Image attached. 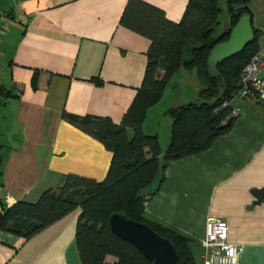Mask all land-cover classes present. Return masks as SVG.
<instances>
[{"label":"crops","instance_id":"crops-1","mask_svg":"<svg viewBox=\"0 0 264 264\" xmlns=\"http://www.w3.org/2000/svg\"><path fill=\"white\" fill-rule=\"evenodd\" d=\"M126 1L0 0V198L7 206L35 203L70 173L105 177L112 152L66 116L119 125L138 97L150 41L120 25ZM142 1L179 22L189 0ZM247 7L257 50L264 52V0ZM228 27L229 19L214 36ZM260 76L264 85V68ZM201 87L194 70L180 68L147 107L142 131L157 136L161 154L171 131L168 110L198 102ZM230 106L239 113L228 132L200 152L168 161L163 179L158 175L142 191V217L186 238L197 264L205 255V217L221 218L228 242L242 246L237 264H264V103L234 96ZM79 213L78 207L28 238L0 230V264H82Z\"/></svg>","mask_w":264,"mask_h":264},{"label":"trees","instance_id":"trees-1","mask_svg":"<svg viewBox=\"0 0 264 264\" xmlns=\"http://www.w3.org/2000/svg\"><path fill=\"white\" fill-rule=\"evenodd\" d=\"M225 1L229 27L218 36H214L222 12L218 0H189L179 22L168 20L161 9L142 0L126 1L120 25L150 41L138 97L119 125L109 126L106 120L95 116H66L112 152L105 177L97 180L70 173L60 188L43 191L35 203L18 200L7 206L0 198V230L28 238L79 207L75 239L82 264H151L134 245L111 231L109 216L119 212L169 239L176 250V264H197L186 238L142 217L146 199L142 191L158 175L163 179L168 161L206 149L232 126L235 116L230 113L231 106L223 103L236 95L240 72L257 51V45L254 33V40L240 53L208 66L211 48L228 38L241 15L251 18L249 0ZM180 68L195 71L202 85L199 101L168 110L171 131L161 154L157 136L145 134L142 122L147 107L160 99L167 82ZM127 129H131V137ZM1 161L0 156V165ZM107 255L116 257V261L106 262Z\"/></svg>","mask_w":264,"mask_h":264},{"label":"water","instance_id":"water-1","mask_svg":"<svg viewBox=\"0 0 264 264\" xmlns=\"http://www.w3.org/2000/svg\"><path fill=\"white\" fill-rule=\"evenodd\" d=\"M254 36L250 16L241 15L232 26L228 38L211 48L207 58L208 66L240 53L254 40ZM108 223L115 235L134 245L151 264H176L177 254L173 244L147 224L135 221L119 212L112 213Z\"/></svg>","mask_w":264,"mask_h":264},{"label":"built area","instance_id":"built-area-1","mask_svg":"<svg viewBox=\"0 0 264 264\" xmlns=\"http://www.w3.org/2000/svg\"><path fill=\"white\" fill-rule=\"evenodd\" d=\"M264 68V52L257 50L242 68L239 76V88L236 97L246 101L264 103V85L261 71ZM230 105L225 101L223 106ZM231 115L237 116L239 109L231 107ZM228 228L225 220L207 215L204 220L205 255L201 264H237L242 246L227 240Z\"/></svg>","mask_w":264,"mask_h":264},{"label":"rangeland","instance_id":"rangeland-1","mask_svg":"<svg viewBox=\"0 0 264 264\" xmlns=\"http://www.w3.org/2000/svg\"><path fill=\"white\" fill-rule=\"evenodd\" d=\"M219 4L222 8V12L219 15V23L215 26V33L216 34L219 33L220 31H222L224 24L227 23V20L229 19V14L227 11V6H226L225 0H219ZM169 98H170L169 95H166V97H164V99L162 101V104H163V102H165ZM197 101H199V100H197Z\"/></svg>","mask_w":264,"mask_h":264}]
</instances>
